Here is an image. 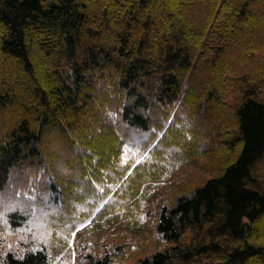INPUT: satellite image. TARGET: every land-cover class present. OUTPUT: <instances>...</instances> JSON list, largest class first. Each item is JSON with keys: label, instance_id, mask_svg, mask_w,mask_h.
<instances>
[{"label": "trees", "instance_id": "16d2710c", "mask_svg": "<svg viewBox=\"0 0 264 264\" xmlns=\"http://www.w3.org/2000/svg\"><path fill=\"white\" fill-rule=\"evenodd\" d=\"M0 215V264L122 261L98 231L149 217L135 264H264V0H0Z\"/></svg>", "mask_w": 264, "mask_h": 264}, {"label": "rangeland", "instance_id": "374dc122", "mask_svg": "<svg viewBox=\"0 0 264 264\" xmlns=\"http://www.w3.org/2000/svg\"><path fill=\"white\" fill-rule=\"evenodd\" d=\"M213 156L211 154H201L195 157L193 160L183 163L172 176V178L163 181L157 190H155L152 196L153 204L160 201V198H166L168 195L174 192H178L182 189L185 183L189 182L192 178L199 180H205L206 178L214 174L212 168ZM40 205L41 202H38ZM38 205V206H39ZM153 207L154 205H151ZM1 217V215H0ZM144 221L143 228H130L123 222L111 223L103 227L98 231V234L104 236V240L108 242L118 241L121 238H125L129 241L144 242V248H138L133 250V255L122 260L114 261L112 264H135L139 256L147 255L154 250L164 248V245H156V231L153 228L152 218H141ZM29 224V222H28ZM87 223L81 225L79 228L85 227ZM91 229V228H90ZM88 229V231H90ZM93 237V234L86 235L87 238ZM102 246V244H100Z\"/></svg>", "mask_w": 264, "mask_h": 264}]
</instances>
